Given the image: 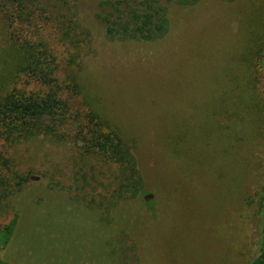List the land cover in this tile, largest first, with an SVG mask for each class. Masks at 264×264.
<instances>
[{"label":"rangeland","instance_id":"1","mask_svg":"<svg viewBox=\"0 0 264 264\" xmlns=\"http://www.w3.org/2000/svg\"><path fill=\"white\" fill-rule=\"evenodd\" d=\"M102 1L40 0L89 30L79 58L57 25L39 23V36L78 87L73 109L90 105L133 147L145 200L112 202L98 183L108 170L69 144L6 145L29 181L0 197V230L18 217L0 263L251 264L263 241L264 0L173 2L154 41L108 37Z\"/></svg>","mask_w":264,"mask_h":264},{"label":"trees","instance_id":"2","mask_svg":"<svg viewBox=\"0 0 264 264\" xmlns=\"http://www.w3.org/2000/svg\"><path fill=\"white\" fill-rule=\"evenodd\" d=\"M199 1L103 0L97 19L112 39L154 41L169 31L171 3L191 5ZM46 7L40 0H0V197L20 192L29 181L14 169L6 145L44 138L55 144H69L82 161L106 168L109 175L104 173V181L98 183L112 187V202L145 200L144 180L133 147L90 105L84 112L73 109L68 94L78 87L58 78V55L39 36V23L51 22L64 30L60 35L76 52V57L70 53L71 61L90 48L89 30L76 20L61 21ZM91 178L96 180L97 175L92 173ZM262 217L263 241L251 264H264V207ZM17 221L14 217L0 230L1 249L8 244Z\"/></svg>","mask_w":264,"mask_h":264}]
</instances>
